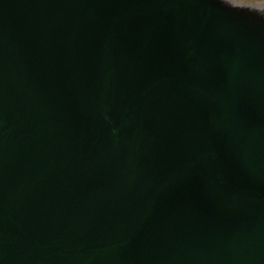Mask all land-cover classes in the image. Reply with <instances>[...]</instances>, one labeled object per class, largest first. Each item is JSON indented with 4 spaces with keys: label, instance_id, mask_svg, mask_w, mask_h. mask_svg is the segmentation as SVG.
<instances>
[{
    "label": "water",
    "instance_id": "water-1",
    "mask_svg": "<svg viewBox=\"0 0 264 264\" xmlns=\"http://www.w3.org/2000/svg\"><path fill=\"white\" fill-rule=\"evenodd\" d=\"M0 0V264H264V9Z\"/></svg>",
    "mask_w": 264,
    "mask_h": 264
},
{
    "label": "clouds",
    "instance_id": "clouds-1",
    "mask_svg": "<svg viewBox=\"0 0 264 264\" xmlns=\"http://www.w3.org/2000/svg\"><path fill=\"white\" fill-rule=\"evenodd\" d=\"M220 4L230 9H237L239 6L234 4L232 0H218ZM249 11H255L258 16L264 18V9H249Z\"/></svg>",
    "mask_w": 264,
    "mask_h": 264
},
{
    "label": "rangeland",
    "instance_id": "rangeland-1",
    "mask_svg": "<svg viewBox=\"0 0 264 264\" xmlns=\"http://www.w3.org/2000/svg\"><path fill=\"white\" fill-rule=\"evenodd\" d=\"M240 3H245V4H254V5H262L264 4V0H232Z\"/></svg>",
    "mask_w": 264,
    "mask_h": 264
}]
</instances>
